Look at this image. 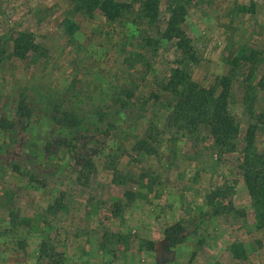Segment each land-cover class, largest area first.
Instances as JSON below:
<instances>
[{
	"label": "rangeland",
	"instance_id": "obj_1",
	"mask_svg": "<svg viewBox=\"0 0 264 264\" xmlns=\"http://www.w3.org/2000/svg\"><path fill=\"white\" fill-rule=\"evenodd\" d=\"M143 1L108 22L78 0H0V264H264L241 169L250 140L264 154V0ZM175 7L195 62L164 36ZM176 69L216 97L230 78L225 144L174 120Z\"/></svg>",
	"mask_w": 264,
	"mask_h": 264
},
{
	"label": "trees",
	"instance_id": "obj_2",
	"mask_svg": "<svg viewBox=\"0 0 264 264\" xmlns=\"http://www.w3.org/2000/svg\"><path fill=\"white\" fill-rule=\"evenodd\" d=\"M79 7L87 13H93L99 11L108 22L116 21L122 16V10L120 4L115 0H78ZM158 3V0H144L143 12L151 10L154 5ZM185 8L175 7L172 10V17L169 20L168 26L165 30L164 36L169 39L177 40V47L179 51H182L189 61L195 62L188 40L185 37L184 31L179 27L180 23L184 22ZM26 34H19L15 45V55L22 58L24 54L32 49V43L26 41ZM222 91L216 97L215 93L206 88L200 87L194 83L191 77L183 70L176 69L172 75L170 84L168 86L169 102L174 109V120H184L187 123L197 125L198 120L201 118L206 122L209 127L210 136L212 140L217 143L225 144L231 137L238 132V127L229 111V99L231 92V80L228 77H223L221 80ZM127 91L126 93H128ZM133 94H128V98L132 99ZM121 109L127 107L126 104L121 106ZM128 108V107H127ZM63 115L68 117L69 115L63 112ZM71 116V115H70ZM264 117V115H263ZM59 121V120H57ZM79 121V120H78ZM201 121V120H200ZM79 123V124H77ZM201 123V122H199ZM77 126L80 122L74 123ZM30 132L32 131L29 130ZM143 142H140L142 146ZM252 141L250 140L249 146L243 152V163L241 166L244 182L248 189L249 195L252 199V207L256 220L257 229H264V154L258 153L253 150ZM42 149V148H41ZM36 149L34 155V164L37 165V158L41 159L40 166L44 165L46 161V153L42 149V153ZM31 160V159H30ZM31 164V161L28 162ZM33 164V163H32ZM31 168V167H30ZM33 169L36 170V168ZM12 174L20 172L19 165L12 163L10 167ZM41 172L42 168H41ZM218 197L217 193L210 196L209 204L213 205L214 200ZM153 246V244H151ZM47 244H41V251L45 255L48 254ZM232 253L236 259H241L245 255L243 244H234L232 246ZM56 255V253H54ZM53 264H59L56 260H52Z\"/></svg>",
	"mask_w": 264,
	"mask_h": 264
},
{
	"label": "water",
	"instance_id": "obj_3",
	"mask_svg": "<svg viewBox=\"0 0 264 264\" xmlns=\"http://www.w3.org/2000/svg\"><path fill=\"white\" fill-rule=\"evenodd\" d=\"M166 258L167 260L169 261H173L175 259V253L174 252H169L167 255H166Z\"/></svg>",
	"mask_w": 264,
	"mask_h": 264
},
{
	"label": "crops",
	"instance_id": "obj_4",
	"mask_svg": "<svg viewBox=\"0 0 264 264\" xmlns=\"http://www.w3.org/2000/svg\"><path fill=\"white\" fill-rule=\"evenodd\" d=\"M234 2V5L237 3L238 5L241 3V0H232Z\"/></svg>",
	"mask_w": 264,
	"mask_h": 264
}]
</instances>
